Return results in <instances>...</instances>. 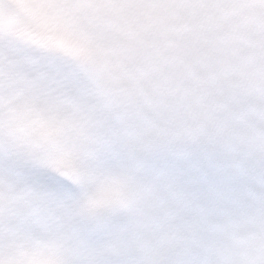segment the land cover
Segmentation results:
<instances>
[{
	"label": "snow or ice",
	"instance_id": "1",
	"mask_svg": "<svg viewBox=\"0 0 264 264\" xmlns=\"http://www.w3.org/2000/svg\"><path fill=\"white\" fill-rule=\"evenodd\" d=\"M0 264H264V0H0Z\"/></svg>",
	"mask_w": 264,
	"mask_h": 264
}]
</instances>
